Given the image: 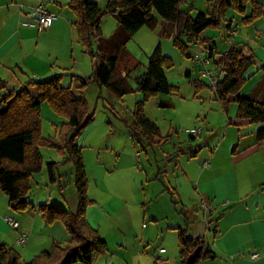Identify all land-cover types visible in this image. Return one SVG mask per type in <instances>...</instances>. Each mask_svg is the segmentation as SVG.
Returning a JSON list of instances; mask_svg holds the SVG:
<instances>
[{"label": "rangeland", "instance_id": "1", "mask_svg": "<svg viewBox=\"0 0 264 264\" xmlns=\"http://www.w3.org/2000/svg\"><path fill=\"white\" fill-rule=\"evenodd\" d=\"M260 2L264 7V0ZM100 4L104 9L106 2L100 0ZM191 4L183 5L190 9ZM193 5L190 10L192 16L208 11L206 1L196 0ZM251 11V5H248L245 16L250 15ZM243 18V15L230 9L221 30L213 31H218L216 45L220 52L229 51L234 45H239L254 53L255 64L246 73V83L241 89L242 94L248 97L253 95L263 79L259 64H264V17L250 25H244ZM230 23L237 31L236 38H229L227 35V26ZM161 31V25L156 29L144 27L140 33L133 35L126 46L125 56L119 61V71L123 75L130 71L128 84L136 90V79L146 72L148 58L156 47L161 45L164 56L172 60L173 67L165 72L170 83L178 89L170 95L151 97L144 108L147 118L159 127L161 137L164 138L162 143L148 146L145 140L139 142L134 137L130 126L134 120L137 93L119 98L108 88L100 87L96 83L84 90L89 113L94 114V121L82 132L77 143L81 145L86 167L88 198L94 202L89 207L92 210L91 215L96 222L100 221L99 234L107 242L106 253L98 257L95 264H160L156 259L162 248L168 252L163 255L164 264H173L175 259L181 261L178 230L174 228L177 227L178 220L183 218L180 215L183 206L178 202L179 196L173 194L176 184L182 185L179 194L183 202L186 200V206L191 203L189 199L197 194L204 181L208 191L218 192L215 193L218 198L213 196V200L202 199L210 206H214L216 201H230L231 198L226 197L232 196L229 189H223V184L215 190L209 178L199 179V175L206 173L201 169V162L207 158H192V152L182 157L178 146L182 145V149L188 150L193 145V152L198 151L197 147L200 146L207 153L209 148L204 145L208 139L222 141L228 132L226 140L229 142L233 136L237 137L238 129L245 135L248 127L229 125V118L216 97L210 80L202 78L200 68L194 60L175 46L176 37H162ZM203 38L199 40H204ZM180 41L187 45L188 37H182ZM199 43L198 41L194 44L202 46ZM205 47L208 48L207 44ZM97 49L94 44V51L97 52ZM207 51L209 53L208 49ZM188 54L193 55L190 48ZM209 69L217 77L221 76L215 62ZM187 72H191L192 76H186ZM195 81L206 86L197 91L193 85ZM69 83L70 81L68 84L63 82L62 86L68 87ZM40 115L42 137L45 140L59 141L67 119L56 114L48 102L42 104ZM248 126L264 128V124ZM194 128L202 129L203 135L192 139L188 131ZM215 147L216 145L212 147V151ZM234 148L235 146L229 147V151ZM39 153L42 169L32 177L27 200L38 206L37 211L40 205L47 202V205L65 203L62 206H66L73 213L77 212L79 195L75 186L74 163L67 161L54 147L42 146ZM177 157L182 165L180 167L196 175L194 180L184 181L183 178L177 181L176 177L181 174L178 171L174 178V161ZM53 162L60 164L56 184L50 183L47 173V164ZM73 204L75 207L71 210ZM43 230L45 231V227ZM66 246L67 244L62 248ZM11 248L22 251L18 246Z\"/></svg>", "mask_w": 264, "mask_h": 264}, {"label": "trees", "instance_id": "2", "mask_svg": "<svg viewBox=\"0 0 264 264\" xmlns=\"http://www.w3.org/2000/svg\"><path fill=\"white\" fill-rule=\"evenodd\" d=\"M260 1L206 0L212 10L200 12L196 16L182 10V0H108L104 9L91 0H71L69 7L75 15L74 26L84 52L96 64L92 83L108 88L119 98L132 93L144 95V99L136 104L130 129L136 139H144L148 146H153L162 143L164 138L159 127L145 115V104L153 96L170 95L178 89L170 83L165 72L174 64L164 56L160 46L156 47L148 58L146 72L136 79L137 89L134 90L128 84L130 71L124 75L119 71V61L125 56L126 46L132 36L144 27L156 29L159 19H162L167 23L163 37L175 36V46L190 57L189 46L198 42L207 30H221L230 9L244 16V25L264 17V7ZM248 5H251L252 11L245 16ZM108 15H116L119 25L113 35L105 39L100 27ZM232 28L230 23L228 32ZM185 36L188 37L187 45L180 41ZM211 42L206 38L201 44L205 46ZM94 44L98 47L97 52L94 51ZM208 50L213 58L216 48L210 47ZM221 55L224 57L217 70L222 77L215 94L224 111L228 114L230 106L237 104L238 120L264 124V101L240 94L246 83V73L255 64L254 53L246 47L234 45L227 54ZM61 81L62 76H56L45 81L29 82L27 87L18 91L0 79V191L8 197L13 211L22 213L33 209L27 198L33 175L42 169L39 148L50 146L58 149L67 161L74 163L79 206L77 212L73 213L66 206L43 205L39 207V212L47 225L62 223L70 241L65 248L53 246L51 251L39 253L30 262H24L15 249L1 245L0 264H95L96 259L107 251V242L87 219L88 209L94 202L88 198L86 167L82 148L77 144L82 132L94 121V114L89 113L86 99L77 98L70 87L61 85ZM88 84L89 80H82L81 87ZM193 85L197 91L206 86L200 81H195ZM28 87H37L38 95H32ZM44 102H48L56 114L68 121L59 141L42 137L40 111ZM263 141L264 128H261L256 133V142ZM59 165L55 162L47 164L51 184L58 182ZM178 234L182 264H186L188 257L199 247L202 252L195 264L212 257L205 239L190 237L187 228L178 230Z\"/></svg>", "mask_w": 264, "mask_h": 264}, {"label": "crops", "instance_id": "3", "mask_svg": "<svg viewBox=\"0 0 264 264\" xmlns=\"http://www.w3.org/2000/svg\"><path fill=\"white\" fill-rule=\"evenodd\" d=\"M70 1L0 0V79L7 82L10 88L19 91L27 87L29 82L45 81L62 76L61 85L63 82L68 84L70 81L68 87L72 89L77 98H82L84 90L93 86L96 64L84 52V46L74 26L75 15L69 7ZM91 1L97 2L101 6L100 0ZM104 1L107 4L108 0ZM205 1L197 0V2ZM195 2L196 0H182V10L190 12ZM185 3L186 5L192 3L189 6L191 8L185 7L183 5ZM40 6H46L57 15V19L51 23L47 31H39L37 28L35 11ZM207 9V12L211 11L212 6L208 5ZM118 25L116 15L106 16L100 27L102 37L110 38ZM159 25L162 26L161 35L163 37L167 23L161 19ZM227 35L229 38H236V29L232 28L230 32H227ZM218 36V31L207 30L200 38L212 40L207 46L216 48L215 55L227 54L229 51H219L216 45ZM201 41L199 40V44ZM201 47L207 48L203 45ZM259 67L262 69L263 79L252 97L264 101L263 62L259 64ZM186 76L191 77L192 73L187 72ZM220 78L217 77L218 80ZM82 80H89V84L82 88ZM28 90L32 95H38L37 87H28ZM240 94L244 96L242 92ZM136 96L138 97L137 102L144 99V95L141 93H137ZM237 112V104H232L227 114L229 125L248 127L246 128L248 133L246 132L245 135H242V131L238 129L237 137L233 136L229 142L226 140L228 132L222 141L217 142L214 138L208 139L209 141L204 145L209 148L207 153L200 146L197 147L198 151L196 152L192 151V148L194 150L193 145H190L188 150L182 149V145L178 146L182 157L184 154L192 152V158H197V156L207 158L201 162V169L206 171L203 175L206 176L199 175V179L209 178L215 190L219 189L217 186L223 184V189L226 191L229 189L232 193L231 197H226L231 198L230 201L228 199L220 201V203L216 201L215 205L211 206L212 213L205 215L201 208L202 199L218 198L215 195L218 192L208 191L204 181L199 186L201 190L197 189V194L189 199L191 203L186 206L184 203L186 200L183 202L179 194L182 185L176 184V188H174L173 194L179 196L178 202L183 206L180 212L183 218L181 221L178 220V225L174 229L187 228L190 237L205 239L212 255L211 258L202 260L199 264H264V141L256 142V133L263 127L248 126L255 124L238 120ZM234 121H238V123H234ZM142 140L144 139H138L139 142ZM77 144L81 147L80 143ZM215 145L216 147L212 151V147ZM232 146H235L234 150L229 151V147ZM178 158L174 161L176 166L173 171L174 178L178 171L181 174L176 177L177 181L183 178L184 181L194 180L196 175L188 173L189 171H185L186 168L180 167L182 165ZM206 161L209 162V167L204 169L203 164ZM217 183L218 185H216ZM30 204L33 209L17 213L11 209L8 197L0 191V246L7 245L17 248L18 239L25 236L27 238L25 246L19 248L22 251H17L24 262H30L39 253L49 251L53 246L63 247L70 241V236L63 224L57 222L47 225L39 210H36L38 206ZM52 204L58 205L59 203ZM64 204L62 203V205ZM191 204L195 205L191 206ZM44 205H47V202ZM74 207L75 204L70 209L73 210ZM91 213L92 210L89 208L88 222L93 229L99 231L100 221L96 222ZM7 218H13L18 222V231L12 229ZM167 254L168 252L165 255ZM253 254H258V258L253 259ZM167 259L169 260V258ZM179 261L180 259H175L173 264H182V259Z\"/></svg>", "mask_w": 264, "mask_h": 264}, {"label": "built area", "instance_id": "4", "mask_svg": "<svg viewBox=\"0 0 264 264\" xmlns=\"http://www.w3.org/2000/svg\"><path fill=\"white\" fill-rule=\"evenodd\" d=\"M36 16V24L39 31H47L49 30L51 23L57 19V15L51 12L46 6H40L35 11ZM189 48L193 51V55L190 57L194 60V62L198 65L201 71L202 78L209 79L212 89L215 91L218 85L217 76L209 69V67L213 64L214 59L210 57L206 48L199 46L198 44L190 45ZM193 48V49H192ZM202 129H196L188 131L192 138H198L201 135ZM209 167V162L206 161L203 164V168L206 169ZM201 208L205 215H209L212 213V208L209 203L205 200L201 202ZM8 223L12 227L13 230H19V224L13 218H7ZM27 242V238L25 236H21L16 245L19 247H24ZM167 253L165 248L159 250L157 254L156 261L160 264H164L163 255ZM253 259L258 258V254L252 255Z\"/></svg>", "mask_w": 264, "mask_h": 264}, {"label": "water", "instance_id": "5", "mask_svg": "<svg viewBox=\"0 0 264 264\" xmlns=\"http://www.w3.org/2000/svg\"><path fill=\"white\" fill-rule=\"evenodd\" d=\"M223 57H224L223 55H215L214 56L215 64L217 66H219L221 64ZM201 252H202V248L201 247L197 248L195 250V252L188 257L186 264H195L196 261L199 259Z\"/></svg>", "mask_w": 264, "mask_h": 264}]
</instances>
